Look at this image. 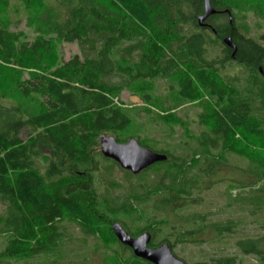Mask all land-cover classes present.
<instances>
[{"label":"trees","instance_id":"obj_1","mask_svg":"<svg viewBox=\"0 0 264 264\" xmlns=\"http://www.w3.org/2000/svg\"><path fill=\"white\" fill-rule=\"evenodd\" d=\"M13 1L29 12V27L37 37L28 42L23 33L0 23V89L19 94L14 108L0 105V207H5L0 213V264L66 253L74 243L66 224L104 246L117 245L120 250L112 257L116 264H151L136 258L128 247L129 261L121 262L124 256L112 225L122 215L140 216V208L153 200L152 209H169L227 167L230 156L248 162L243 173L254 182L227 180L231 181L228 203L241 205L240 212L250 211L245 206L264 209V35L259 40L247 38L241 30L256 10L253 3L210 0L217 11L207 21L212 31L198 25L204 0H130V6L124 0ZM11 3L0 0L2 20ZM132 7L142 16L135 15ZM227 37L237 47L234 57L223 43ZM212 41L222 48V57H210ZM57 42L77 43L82 53L52 69L46 61ZM229 65L237 66L235 76L227 73ZM113 76L124 82L110 85ZM158 79L174 83L175 108L205 96L214 105L199 115L205 131L190 136L195 147H188L179 159L158 152L168 160L132 175L146 180L154 174L156 181L143 184L144 193H129L130 198L118 201L109 195L119 186L113 169L120 166L96 148L103 135L114 136L119 143L136 139L148 148L138 140L132 118L119 103L121 93L131 87L142 94L148 109L158 111L168 124L178 123L151 97ZM24 130L26 140L21 138ZM44 150L49 155H43ZM167 179L173 186L166 187ZM101 184L108 188L107 196L97 190ZM235 190L239 193L233 196ZM187 224L179 226L181 238L206 229L189 231ZM235 226L212 223L209 228L221 238L231 235ZM236 247L264 264V236L242 238ZM71 252L79 255L82 250ZM236 262V257L213 260V264Z\"/></svg>","mask_w":264,"mask_h":264},{"label":"rangeland","instance_id":"obj_2","mask_svg":"<svg viewBox=\"0 0 264 264\" xmlns=\"http://www.w3.org/2000/svg\"><path fill=\"white\" fill-rule=\"evenodd\" d=\"M108 1L110 2V0ZM124 1L127 6H130V0ZM248 1L253 3L256 10L249 13L246 27L244 29L241 25L240 27L245 37L259 40L264 35V0ZM132 9L135 15H141L138 10L133 7ZM126 11H129V9L126 8ZM29 18L30 14L24 6L12 0L9 12L3 20L0 18V23L4 27H9L12 31L23 33L25 40L32 42L37 34L33 28L29 27ZM225 21H228V19H220V22ZM237 24H241V21H237ZM208 47L210 57L223 56V50L216 42L212 41ZM81 53L82 51L77 43L57 42L46 62L49 67L55 69L74 56L81 55ZM134 61H137V57L133 58L131 63ZM237 72L236 65L228 66V74L235 76ZM27 79L28 75L26 74L24 80ZM122 82H124L122 78L117 76L109 79L110 85H120ZM141 86L145 87L143 83H141ZM133 89L134 87L125 89L121 93L119 103H121L128 116L132 118L133 125L139 135V141L141 140L144 145L154 151H167L175 159L185 156L189 150L188 147H195L196 143L190 139V136H200L205 131V128L199 124V115L212 107L214 100L205 96L196 103H184L180 108H175L173 104V96L176 92L174 83L167 79L156 80L152 85L151 97L159 105L166 107L167 112L171 116H175L178 123H181L168 124L169 122L165 121L166 119L164 120L158 111L148 109L141 98L142 94L135 93ZM18 99L19 94L16 91L0 89V105L4 108H14ZM27 136L28 130H24L21 138L26 140ZM96 151L102 155L100 147L96 148ZM42 154L47 156L49 152L44 150ZM103 158L105 157L103 156ZM38 162L41 168L44 169V164ZM107 165V163H103L102 167L105 169L108 167ZM247 168L248 162L246 160L230 156L228 157L227 167H223L217 175L200 184L199 191H192L191 196L179 199L169 209L163 212L152 209L153 200L150 204L144 205V211L142 207L140 208L143 213L140 216L129 218L122 215L118 222L134 237H136L135 234L150 229L149 232L152 234L151 245L155 244L156 247L161 246L163 243L173 245L171 247L173 254L186 264H213V260L218 261L228 257H236L237 262L235 264H260L255 256L244 255L239 252L236 243L242 238L259 239L264 236V209L255 210L252 207L245 206V209L250 211L240 212L241 205L228 203L231 181L227 180L242 184H252L254 182V178L243 173V170ZM128 173L125 174V171L120 167H114L113 177L119 186L110 191L109 196L113 199L121 201L126 196L128 197L129 193L133 195L136 191L144 193L143 184L149 185L153 180L156 181L154 174H151L146 180L143 178L137 180L132 178L133 174L131 172ZM165 183L166 187L173 186L171 179L165 180ZM97 190L102 196L109 194L105 185L101 184ZM238 193L239 190L232 192L233 196L238 195ZM248 193L246 192V195ZM4 211L5 207H0V213ZM201 217L205 219V222L200 221ZM189 219L190 221H188ZM182 222H188L186 229L189 231H195L203 227L206 229L203 234L181 238L182 232L180 233L179 226L184 224ZM233 222L236 223V226L233 227V233L231 235L225 234L221 238L217 236L214 228H209L212 223L230 225ZM66 227L69 235L74 240L73 245L66 250V253L59 252L53 258L37 257L29 261L12 262L10 264H116L112 257L117 249L120 250L117 245L104 246L98 239L83 235L75 225L66 224ZM2 247L3 245H0V259ZM121 248L124 256L121 262L124 263L129 261L130 253L125 252L126 247L121 245ZM76 249L82 250V253L79 255L72 254L71 251H76ZM84 252H87V254L82 257Z\"/></svg>","mask_w":264,"mask_h":264},{"label":"water","instance_id":"obj_3","mask_svg":"<svg viewBox=\"0 0 264 264\" xmlns=\"http://www.w3.org/2000/svg\"><path fill=\"white\" fill-rule=\"evenodd\" d=\"M216 13L217 11L213 8L211 1L204 0V14L198 18V25L201 28H208L214 31L207 21ZM223 43L233 51L232 57H234L237 47L233 43L232 38H225ZM99 146L105 158L114 161L122 170L131 172L134 176H138L155 164L168 160L166 155L141 146L136 139H131L126 143H119L113 136L103 135L100 137ZM112 231L117 240L124 247L130 248L138 259L151 264H186L173 254L168 243L162 244L157 249L149 248L152 239L149 232L141 234L134 239L119 223L112 225Z\"/></svg>","mask_w":264,"mask_h":264},{"label":"flooded vegetation","instance_id":"obj_4","mask_svg":"<svg viewBox=\"0 0 264 264\" xmlns=\"http://www.w3.org/2000/svg\"><path fill=\"white\" fill-rule=\"evenodd\" d=\"M108 136V135H107ZM99 142H100V139H99ZM100 147V146H99ZM100 152H101V148H100ZM102 153V152H101ZM103 155V154H102ZM107 159V158H106ZM123 228V227H122ZM124 229V228H123ZM125 230V229H124ZM126 231V230H125ZM127 232V231H126ZM128 233V232H127ZM145 233H147V232H145ZM150 233V232H149ZM129 234V233H128ZM144 234V233H143ZM151 234V233H150ZM130 235V234H129ZM131 236V235H130ZM140 236V235H139ZM139 236H136V237H133V236H131L132 238H138ZM151 238H152V234H151ZM151 241H152V239H151ZM120 243V242H119ZM122 246H123V244L122 243H120ZM164 244V243H163ZM158 247H160V246H158ZM158 247H155V248H153V247H151V242H150V244H149V248H152V249H157Z\"/></svg>","mask_w":264,"mask_h":264}]
</instances>
